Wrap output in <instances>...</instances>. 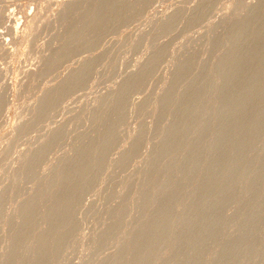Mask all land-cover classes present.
I'll use <instances>...</instances> for the list:
<instances>
[{"label":"rangeland","instance_id":"rangeland-1","mask_svg":"<svg viewBox=\"0 0 264 264\" xmlns=\"http://www.w3.org/2000/svg\"><path fill=\"white\" fill-rule=\"evenodd\" d=\"M263 94L264 0H0V264H264Z\"/></svg>","mask_w":264,"mask_h":264},{"label":"bare ground","instance_id":"bare-ground-1","mask_svg":"<svg viewBox=\"0 0 264 264\" xmlns=\"http://www.w3.org/2000/svg\"><path fill=\"white\" fill-rule=\"evenodd\" d=\"M63 5H64V4H63ZM67 5H68V7L70 6L68 2L65 4V6H67ZM73 5H74V4H73ZM63 8H64V7H63ZM63 8H62V9H63ZM60 9H61V8H60ZM66 9H67V8H66ZM63 10H64V9H63ZM233 73H235V71H234ZM230 79L232 80V78H230ZM228 87H229V85L227 86V90L229 89ZM248 87H250V86H248ZM251 89H252V88H251ZM252 90H253V89H252ZM111 91H112V90H111ZM114 91H115V90H114ZM243 91H244V90H243ZM244 93H245V92H244ZM109 94H110V93H109ZM242 94H243V93H242ZM257 94H258V93H257ZM257 94H256V96H257ZM263 95H264V94H263ZM263 95H262V96H263ZM245 96H246V95H245ZM243 97H244V96H243ZM243 97H242L243 100L246 99V100L244 101V103H243L242 100L240 101V100L238 99L240 103L242 102V103H241L242 105H243V104L245 105V104H246L247 102H249L250 100H251V102H252V97L250 98L249 95H248L249 98H246L247 96L244 97V98H243ZM116 98H117V97H116ZM259 98H260V96H259ZM117 99H118V98H117ZM224 99H226V97H225ZM227 99H229V98H227ZM227 99H226V102L224 101V104H226L227 101L230 102V103H232V102H231V101H232V100H231L232 97L230 98V101L227 100ZM247 99H248V101H247ZM255 99H256V98H255ZM234 100H236V99L233 98V101H234ZM260 101H261V98H260ZM240 103L238 104V102H237V100H236V104H238V105L240 106ZM249 103H250V102H249ZM253 103L255 104L254 98H253ZM257 103H258V102H257ZM232 104H233V103H232ZM222 105H223V103H222ZM234 105H235V104H234ZM249 105H250V104H249ZM249 105H248V106H249ZM251 105H252V104H251ZM251 105H250V107H251ZM227 106H233V105H227ZM239 106H238V107H239ZM245 107H246V105H245ZM219 108H220V107H219ZM233 108H235V106H233ZM239 108H240V107H239ZM241 108H242V107H241ZM241 108H240V109H241ZM222 109H224L223 106H222ZM222 109H221V110H222ZM227 109L229 110L228 107H227ZM240 109H239V110H240ZM224 110H226V106H225V109H224ZM232 110L235 111V110H237V109L235 108V109H232ZM232 110H231V111H232ZM242 110H243V108H242ZM242 110H240V112H238V114H239V113L241 114ZM234 111H233V112H234ZM237 111H238V110H237ZM243 113H244V110H243ZM243 113H242V116H246V114L243 115ZM228 114H229V112H228ZM233 114L236 115V112H234ZM238 114H237V115H238ZM248 114H249V113H248ZM229 115H231V114H229ZM231 116H232V115H231ZM248 117H249V116H248ZM248 117H247V118H248ZM263 117H264V109H263V112L259 113L255 118L253 117L254 120L251 119V120H253V121H251L252 124L250 123V126H249V125H247L248 127L246 126L247 129H245V130H246V132L248 131V134H249L250 137H251V135H252L254 129H257L256 126L261 122V120L263 119ZM243 118H244V117H243ZM230 119H232V118L230 117ZM241 120L243 121L244 119H242V117H241ZM235 121H236V120H235ZM263 121H264V120H263ZM231 122H233V121H231ZM243 122H244V121H243ZM204 125H205V124H204ZM204 125H203V126H204ZM238 125H239V124H238ZM258 126H259V125H258ZM205 127H206V125H205ZM255 127H256V128H255ZM258 128H260V127H258ZM200 129H201V127H200ZM242 130H243L242 127H240V125H239V127L236 128V130L234 131V135L237 136L238 134H240V133L242 132ZM260 130H261V129H260ZM263 130H264V129H263ZM257 132H260V131L257 130ZM257 132H255V133H257ZM203 133H204V132H203ZM216 133H217V132H216ZM255 133H254V134H255ZM201 134H202V133L200 132V135H201ZM218 134H219V133H218ZM259 134H261V132H260ZM198 135H199V134H198ZM212 136H213V135H212ZM253 137H254V135H253ZM262 137H263V136H262ZM214 138H215V137H213V139H214ZM210 139H211V138H210ZM211 140H212V139H211ZM211 140H209V141H211ZM216 140L218 141V139H216ZM250 140H252V138H251V139H247L245 142H243V144H237L236 141H235V142L232 144V146L230 147V149H228V150H231L232 152L235 153V155H237L238 157L241 158V156H244V155H241V153H239L240 155L237 154V152H239V151H237V150H239L240 148H242V147H244V146H248V144H250ZM212 141H214V140H212ZM219 142H220V141H218V143H219ZM254 142H255V141H254ZM256 142H258V141H256ZM212 143H213V142H209V143H208V146H207V145H206V146H207L208 148L213 149L214 146H213V148H212V147H209L210 144H212ZM218 143L216 142V145H217ZM224 143H226V142L224 141ZM213 144L215 145V141H214ZM226 144H227V143H226ZM222 145H223V144H222ZM228 145H229V144H228ZM228 145H226V146H228ZM206 146H204V148H205V149H208V148H206ZM211 146H212V145H211ZM217 147H218V146H217ZM217 147H216V148H217ZM228 147H229V146H228ZM199 148H200V147H199ZM199 148H198V149H199ZM218 148H220V149L222 148V149L224 150L225 146H224V147H221V144H220V147H218ZM198 149H197V150H198ZM222 149L220 150V151H222V153L220 152L221 154H224L225 152H229L228 150H226V151L224 152ZM226 149H227V148H226ZM201 150H202V153H203V154H204V152L206 151V150L204 151L203 148H202V149L200 148L199 151H201ZM218 150H219V149H218ZM244 150H245V149H244ZM199 151H198V153H199ZM207 151H208V153H209V156L212 157V155H210V151H211V150L209 151V149H208ZM207 151H206L205 154L208 155ZM213 151L215 152V155H214V156H216V153H219L215 148H214ZM216 151H217V152H216ZM232 152H231V154H232ZM245 152H246V151H245ZM198 153H197V155H198ZM200 154H201V153H200ZM203 154H202V156H203ZM211 154H212V153H211ZM213 154H214V153H213ZM227 154L229 155V153H227ZM231 154H230V155H231ZM259 154H260V153H259ZM261 154H262V153H261ZM230 155H229V156H230ZM245 155H246V154H245ZM209 156H208V158H209ZM214 156H213V158L217 159V158L214 157ZM217 156H218L217 162H213L214 159L211 158V159H208L209 161L206 160L205 163H208V162H210V160H212V162H211L212 165H215V166L217 165V166H218V164L220 163V161H218V160H220V159H221V163H222V162L227 163V162H225V160H228V162H231V161H230V158H229V159H224V157L226 156V153H225V156H224V157H223V156H219L218 154H217ZM233 156H234V154H233ZM259 156H260V155H259ZM222 157H223V158H222ZM230 157H232V155H231ZM205 158H206V157H205ZM246 158H247V157H246ZM248 158H249V157H248ZM248 158H247V159H248ZM202 159H203V158H202ZM206 159H207V158H206ZM222 159H223L224 161H223ZM249 159H250V158H249ZM193 160H194V159H193ZM194 161H195V160H194ZM197 161H198V160H196V162H193V163H195V164H193V165H194V166H195V165H196V166L198 165L197 167H199V166H200L199 164H201L202 162H201V163H199V162L197 163ZM199 161H200V160H199ZM203 162H204V161H203ZM218 162H219V163H218ZM237 162H239V161H237ZM237 162H236V160H235V161H232L230 164L227 163L228 165H227V164H226V165H227L228 167L225 168V166H224V168H225V169L228 168L227 170H229V172L227 173V171H226L225 174H227V175L229 174V175H230V171H232V170H230V169H231L232 167H234V166H235V168H236L235 170L237 171V167H238V166L236 165ZM246 162H247V161H246ZM254 162H255V161H254ZM205 163H204V164H205ZM215 163H216V164H215ZM239 163H240V162H239ZM207 165H208V164H207ZM207 165H205L204 167H206ZM221 165H222V164H221ZM221 165H219V166H221ZM250 165H251V164H250ZM250 165H248L247 167L249 168ZM194 166H193V168H195ZM208 166H209V169H210V170L207 169V168H203V169L205 170V173H206V169L208 170V172L213 173V176H214V173L217 174V171H218V170L216 171V169H217V168H220V167H217V168H214V167H213L214 170H212L211 167H210V164H209ZM197 167H196V169H195L196 171H197ZM201 167H203V166H201ZM201 167H200V168H201ZM241 167H242V166H241ZM251 168H252V166H251ZM198 169H199V168H198ZM201 169H202V168H201ZM203 169H202V171H204ZM222 169H223V168H222ZM233 169H234V168H233ZM254 169L257 170L256 168H254ZM259 169H260V168H259ZM199 170H200V169H199ZM199 170H198V171H199ZM211 170H212V171H211ZM260 170H261V169H260ZM260 170H259V171H260ZM214 171H215V172H214ZM240 171H243V170L241 169ZM240 171H239L238 173H240ZM252 171H253V169H252ZM257 171H258V170H257ZM257 171H255L256 175H257ZM259 171H258V172H259ZM200 172H201V170L199 171V173H198V172H194L193 175L196 177V174H195V173H198L197 176H201V177H202V175H199V174H202L203 172H202V173H200ZM249 172H250V174H251V170H250ZM262 172H264V171H262ZM191 173H192V172H191ZM218 173H219V176H220V175H221V174H220V169H219ZM222 173H223V172H222ZM242 173H244V172H242ZM247 173H248V170H247ZM259 173H260V172H259ZM216 174H215V176H216ZM232 174H233V176H234V172H232ZM211 175H212V174H210V176H211ZM217 175H218V174H217ZM227 175H226V176H227ZM238 175H239V174H238ZM254 175H255V174H254ZM256 175L253 176V173H252L253 179H254V177H256ZM258 175H259V174H258ZM261 175H264V174H261ZM210 176L207 177V176L205 175V176L202 177V180H203V178H206V177H207V178H209V179H208V182L210 183V179H211ZM213 176H212V177H213ZM219 176H218V177H219ZM221 176H222V177H221ZM221 176H220V177H221L222 180H223V176H224V174L221 175ZM235 176H236V173H235ZM241 176H242V177H241ZM241 176H239V178H238V176L235 177L236 182H237V179H241V178L243 179L245 176H247V174L245 175V173H244V176H243L242 174H241ZM252 176H251V177H252ZM189 177H190V175H189ZM240 177H241V178H240ZM164 178H165V177H164ZM186 178H187V177H186ZM192 178H193V177H192V174H191V178H190V179H192ZM216 178H217V177H216ZM216 178H213V179H214L213 182H216V181L218 180V178H217V180H215ZM221 178H220V180H221ZM236 178H237V179H236ZM258 178L260 179V175H259ZM261 178H262V177H261ZM263 178H264V177H263ZM193 179H194V180H193ZM193 179H192V181L195 182V181H197L199 178L197 177V180H196V178H193ZM230 179H231V178H230ZM230 179H229V180L227 179V183L230 181ZM232 179H233V181H234V177H232ZM246 179L248 180V177H247V178L245 177V178L243 179V181L246 180ZM251 179H252V178H251ZM200 180H201V179H199V180L197 181V183H196V182H195V183L193 182V184L197 185V184L199 183ZM202 180H201V181H202ZM211 180H212V179H211ZM220 180H218V182H219ZM225 180H226V179H225ZM261 180H262V179H261ZM189 181H190V180H189ZM203 181H204V183H203V186H204V184H206L207 179H206V180H203ZM233 181H232V182H233ZM250 181L252 182L253 180H250V179H249L248 184H249ZM230 182H231V181H230ZM230 182H229V184H230ZM236 182H234V184H236ZM257 182H259V181L257 180ZM201 183H202V182H201ZM211 183H212V182H211ZM222 183H225V181H223ZM239 183H240V182L238 181V184H239ZM254 183H255V182H254ZM149 184H150V183H149ZM193 184H192V185H193ZM214 184H215V183H214ZM219 184H220V183H219ZM231 184H233V183H231ZM245 184H247V182H246ZM245 184H244V185H245ZM250 184H251V186H252V183H250ZM173 185H174V184H173ZM195 185H193V186H195ZM200 185H201V184H200ZM207 185H209V184L207 183ZM217 185H218V184H217ZM221 185H222V184H221ZM221 185L218 186V187L224 189L225 186H224V187H223V186L221 187ZM244 185H243V183H241L240 186H241V187H244ZM257 185H258V184H257ZM259 185H260V182H259ZM157 186H158V185H157ZM159 186H160V185H159ZM164 186H165V185H164ZM169 186H171V185H169ZM169 186H168V187H169ZM203 186H202V185H201V186H198V187H199V190H200V187H201V190H202L201 192H199L198 187H193V188H191V189H193L192 193L194 192V194H195V193L197 194V193L199 192V194H197V197H198V195H200V194L203 192ZM210 186H211V184H210ZM212 186H213V184H212ZM230 186H232V185H230ZM236 186H237V185H236ZM248 186H249V185H248ZM166 187H167V186H166ZM213 187H214V186H213ZM234 187H235V186H234ZM245 187H246V186H245ZM257 187H258V186H257ZM194 188H197V189H196L197 191H194V190H195ZM209 188H211V187H209ZM230 188L233 189V187H230ZM247 188H248V187H247ZM259 188H260V187H259ZM161 189H162V188H161ZM215 189H216V188H215ZM218 189H219V188H218ZM218 189L215 190V193H216V191H217ZM225 189H227V188H225ZM228 189H229V188H228ZM228 189H227V191H228ZM234 189H235V188H234ZM249 189H250V188H249ZM252 189L255 190L254 187H253V188L251 187V190H252ZM257 189H258V188H257ZM262 189H264V188L262 187ZM262 189H261V191H263ZM163 190H164V189H163ZM166 190H168V189H166ZM171 190H172V189H171ZM173 190H174V189H173ZM173 190H172V192H173ZM179 190H180V189H179ZM204 190H205V189H204ZM243 190H245V188L242 189V196H244V195H243ZM205 191H208V190H205ZM212 191H214V190L212 189ZM212 191H210V189H209L208 194H209V192H211L212 195H214L215 193L212 192ZM234 191H235V190H234ZM159 192L162 193L163 191H162V192L159 191ZM165 192L168 193V191H165ZM165 192H163V193H165ZM229 192H230V191H229ZM247 192H249L248 189H247ZM203 193H204V192H203ZM211 193H210V197H211V199H213ZM213 193H214V194H213ZM225 193H226V192H225ZM188 194H189V193H188ZM206 194H207V193H205V195H206ZM216 194H218V193H216ZM219 194H220V193H219ZM222 194H224V193H222ZM226 194H227V193H226ZM226 194L224 195V197L221 196V194H220V196H221L220 198H221V200H222V202H223L224 205H225V202H227V201H225V199H224V198L227 199L226 196H228V195H226ZM231 194H232V193H231ZM244 194H245V193H244ZM253 194H254V193H253ZM263 194H264V193H263ZM161 195H162V194H161ZM202 195H203V194H202ZM236 195H237V193H236ZM249 195H250V194H249ZM257 195H259V194H257ZM192 196H193V194H192ZM192 196H191V197H192ZM229 196H230V194H229ZM231 196H232V195H231ZM231 196H230V197H231ZM238 196H239V194H238ZM255 196H256V195H255ZM189 197H190V196H189ZM208 197H209V195H208ZM210 197H209V198H210ZM213 197H215V196H213ZM195 198H196V197H195ZM222 198H223V199H222ZM261 198L264 199V196H263V197L261 196L260 199H261ZM152 199H154V197H153ZM152 199H151V200H152ZM217 199H218V198H217ZM229 199H230V198H229ZM229 199H227V200H228L227 205H228V203H229ZM232 199H234V198L232 197ZM247 199H248V198H247ZM257 199H258V197H257ZM206 200H207V199H206ZM206 200H204V202H207ZM208 200H209V199H208ZM235 200H236V198H235ZM243 200L245 201V197L243 198ZM252 200H253V199H252ZM190 201H193V200H191V198H190ZM209 201H211V200H209ZM217 201H218V200H217ZM217 201L215 202V200H214V203H212V204H216ZM219 201H220V200H219ZM231 201H233V200H231ZM231 201H230V202H231ZM246 201H247V200H246ZM253 201H254V200H253ZM259 201H260V200H259ZM261 201H262V199H261ZM151 202H152V201H151ZM204 202L202 201V203H204ZM212 202H213V201H212ZM254 202H255V201H254ZM263 202H264V201H263ZM208 203H209V202H208ZM220 203H221V202H220ZM242 203H243V202H241V204H242ZM245 203H246V202H245ZM261 203H262V202H261ZM221 204H222V203H221ZM223 204H222V205H223ZM232 204H233V203H232ZM248 204H249V203H248ZM255 204H257V203H255ZM259 204H260V203H259ZM200 205H201V204H200ZM205 205H206V203H205L203 206L206 207ZM207 205H208V204H207ZM217 205H218V204H216V206H217ZM188 206H189V205H188ZM209 206L211 207V205H208V207H206V208H209V210H211V208H210ZM213 206H214V205H213ZM213 206H212V208H213ZM216 206H215V209L218 210V209L216 208ZM218 206H219V205H218ZM237 206H239V205H237ZM242 206H243V205H242ZM201 207H202V205H201ZM219 207H220V206H219ZM220 208H221V207H220ZM257 208H258V207H257ZM257 208H255V209H257ZM202 209H203V208H202ZM215 209H213V210H215ZM253 211H254V210H252V213L256 216V215H257L256 212H253ZM259 211H261V210H259ZM236 212H237V210H236ZM236 212H235V213H236ZM233 213H234V212H233ZM249 213H251V211H250ZM249 213H248L247 216H249V217H250V216H253V214L250 215ZM263 213H264V212H263ZM261 215H262V214H261ZM230 216H231V215H230ZM247 216H246V218H247ZM255 216H254V217H255ZM258 216H259V215H258ZM250 218H251V217H250ZM256 218H257V217H256ZM245 220L248 221V219H245ZM252 220H253V218H252ZM254 220H255V219H254ZM214 221H215V220H214ZM208 222H209V223H210V222L212 223L211 220H209ZM208 222H206V225H207ZM249 222H250V221H249ZM213 225H215V223H212V226H213ZM254 226H255V225H254ZM208 227H210V226L208 225ZM231 227H233V224L231 225ZM234 227H235V226H234ZM251 230H252V229H251ZM232 231H234V230H232ZM242 231H243V230H242ZM244 231H245V229H244ZM233 233H234V232H233ZM253 233H254V232H253ZM226 234H227V232H226ZM231 234H232V233L229 231V234H227V235L230 236ZM243 234H244V232H243ZM243 234H242V235H243ZM257 234H258V233H256V237H257ZM227 235H226V236H227ZM245 235H247V231H246ZM229 236H227V237H229ZM227 237H226V238H227ZM240 237H241V236H240ZM253 237H254V236H253ZM221 238H222V237H221ZM223 238H224V237H223ZM226 238H225V239H226ZM254 238H255V237H254ZM263 238H264V237H263ZM263 238H262V240H261L262 242H263V240H264ZM171 240L174 241L175 239H171ZM243 240L245 241L246 239L242 238V241H243ZM247 240H248V239H247ZM249 240H250V239H249ZM169 241H170V240H169ZM240 241H241V240H240ZM240 241H239V243H240ZM242 241H241V242H242ZM261 241H260L259 244H261ZM246 243H247V242H246ZM246 243H245V244H246ZM247 244H248V243H247ZM262 244H263V243H262ZM248 245H249V244H248ZM255 245H257V244H255ZM241 246H242V245H241ZM244 246H245V245H244ZM259 246H260V245H259ZM261 246H262V245H261ZM241 248H242V250H243V247H241ZM244 248H245V247H244ZM223 249H224V252H226V251H225L226 248H223ZM223 249H220V251H222ZM248 249H249V248H248ZM162 250H163V249L161 248V251H162ZM228 250H229V249H228ZM230 250L232 251V249H230ZM233 250H234V249H233ZM236 250H238V249H236ZM245 250H246V248L244 249V251H245ZM214 251H215V250H214ZM238 251H239V250H238ZM218 252H219V251H218ZM222 252H223V251H222ZM222 252H221V254H223ZM236 252H237V251H236ZM205 253H206V252H205ZM227 253H231V252H230V251H227ZM239 253H241V252H239ZM249 253H250V252H249ZM252 253H253V252H252ZM254 253H255V252H254ZM246 254H248V252H247ZM202 255H203V254H202ZM207 255H208V254H207ZM211 255H212V254H211ZM217 255L220 256L219 253H218ZM224 255H225V254H224ZM203 256H204V255H203ZM255 257H256V256H255ZM257 257H258V256H257ZM262 257H263V255H262ZM213 258H214V257H213ZM213 258H212V259H213ZM216 258H217V257H216ZM199 259H200V258H199ZM245 259H246V258H245ZM249 259H250V258H249ZM249 259H247V260H249ZM251 259H252V257H251ZM258 259H260V258H258ZM242 261L244 262V257H243V260H242ZM260 261H261V259H260ZM210 262H211V261H210ZM213 262H214V259H213ZM240 262H241V261H240ZM246 263H247V262H246ZM246 263H244V264H246ZM249 263H250V260H249ZM257 263H259V261L257 262V260H256V264H257ZM182 264H183V263H182ZM200 264H201V263H200ZM216 264H217V263H216ZM218 264H219V262H218ZM221 264H222V263H221ZM226 264H227V263H226ZM242 264H243V263H242ZM253 264H254V263H253Z\"/></svg>","mask_w":264,"mask_h":264}]
</instances>
